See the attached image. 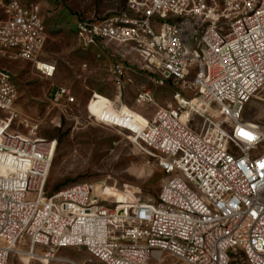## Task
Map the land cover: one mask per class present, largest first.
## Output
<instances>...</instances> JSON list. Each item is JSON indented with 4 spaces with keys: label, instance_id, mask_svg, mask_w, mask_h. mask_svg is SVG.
Instances as JSON below:
<instances>
[{
    "label": "built area",
    "instance_id": "obj_1",
    "mask_svg": "<svg viewBox=\"0 0 264 264\" xmlns=\"http://www.w3.org/2000/svg\"><path fill=\"white\" fill-rule=\"evenodd\" d=\"M74 30L82 51L108 59L111 94L91 92L88 119L126 133L163 179L154 199L115 206L87 180L49 193L55 141L38 136L49 112L19 115L13 76L0 69V264L14 252L82 264L58 255L66 248L102 264H264V123L242 118L264 101V0H126L107 18H75ZM45 40L38 3L0 0V59L52 77ZM138 75L169 86L172 101L147 115L153 93L139 85L128 104ZM49 104L65 117L76 99L61 85Z\"/></svg>",
    "mask_w": 264,
    "mask_h": 264
},
{
    "label": "rangeland",
    "instance_id": "obj_2",
    "mask_svg": "<svg viewBox=\"0 0 264 264\" xmlns=\"http://www.w3.org/2000/svg\"><path fill=\"white\" fill-rule=\"evenodd\" d=\"M20 1L39 4L46 35L41 60L55 62L56 71L52 77H46L26 60L5 59L0 62L5 63L2 67L14 73L13 82L17 89L14 110L36 115L37 107L42 104L44 112H49L38 132L39 137L55 141L46 190L53 193L80 180H87L93 186H105L101 204L112 205L117 195L130 202L154 199L163 179V173L155 163L132 147L126 133L98 125L87 117L86 105L92 91L106 96L111 94L108 59H96L92 49L82 51L76 43L74 30L75 18H107L124 10L126 0ZM111 50L120 51L116 46H111ZM83 63L87 65V71L81 70ZM51 84L68 85L77 97L76 105L65 117L51 108L49 101L41 103L46 101L44 97ZM139 85H144L153 93L155 104L149 107L147 115L157 106H166L172 101L169 86L156 85L138 75L134 84L126 87L125 101L128 104ZM113 114L109 110L107 116ZM242 118L250 123H264V101L254 98L248 102ZM23 248L20 246L19 249L22 251ZM40 249L37 248V251ZM20 254L22 252L12 253L7 264H59L43 259H26ZM58 255L79 261L87 256L83 249L74 248L60 250ZM150 264L171 262L167 258L164 262L151 261Z\"/></svg>",
    "mask_w": 264,
    "mask_h": 264
},
{
    "label": "bare ground",
    "instance_id": "obj_3",
    "mask_svg": "<svg viewBox=\"0 0 264 264\" xmlns=\"http://www.w3.org/2000/svg\"><path fill=\"white\" fill-rule=\"evenodd\" d=\"M40 66L41 65H38V67H40ZM104 104L105 103H104L103 99H101V100H99L97 102H91L89 108L91 109V112L94 115H100L102 109L105 106ZM110 111L113 113V111L111 109H110ZM126 112L127 111L124 110L123 111V114L126 113ZM130 115H131L133 121L140 122V123H143L144 122V119L138 113L133 112V113H130ZM94 189L97 191V194H98V197H99V202H100L101 199H102V194H103V191L105 189V186H103L102 184H97V185L94 186ZM116 197H117V199L112 204L113 206L138 202V201H133V202L127 201L126 199L120 197L119 195H117ZM20 255L23 258H26V259H43V260H45V258L42 255L29 256V255H27L25 253H22Z\"/></svg>",
    "mask_w": 264,
    "mask_h": 264
},
{
    "label": "crops",
    "instance_id": "obj_4",
    "mask_svg": "<svg viewBox=\"0 0 264 264\" xmlns=\"http://www.w3.org/2000/svg\"><path fill=\"white\" fill-rule=\"evenodd\" d=\"M22 2V1H21ZM0 60H5V59H0ZM5 63L3 62V61H1L0 62V69H5V70H7L5 67H2L3 65H4ZM11 67H13V66H11ZM82 70V69H81ZM9 72H11V74L12 75H14V73L12 72V71H10V70H8ZM55 71H56V69H55ZM83 71V70H82ZM62 84H51L50 86H49V88L47 89V91H46V94H45V100L46 101H41V103H43V104H45V103H48L47 101H50V99L52 98V96H53V94H54V92H55V90L57 89V87L58 86H61ZM92 92H95V91H92ZM75 97V99H76V101H77V97L76 96H74ZM15 105V104H14ZM44 106L42 105V104H40L38 107H37V109H36V115H29V114H26L25 112H18L17 110H16V112L19 114V115H21V116H31V117H39L40 115H42L43 113H44ZM66 249H71V248H66ZM75 260V259H74ZM89 260V261H88ZM77 262H80V263H82V264H102V263H100L99 261H97L96 259H94V258H92V257H90L88 254H87V256L86 257H84L81 261H79V260H76ZM152 261H155V260H152ZM155 262H157V261H155ZM158 263V262H157Z\"/></svg>",
    "mask_w": 264,
    "mask_h": 264
}]
</instances>
